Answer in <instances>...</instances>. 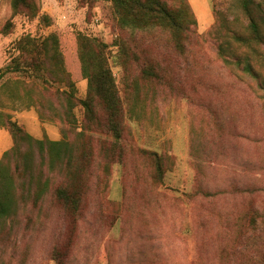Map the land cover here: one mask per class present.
I'll use <instances>...</instances> for the list:
<instances>
[{"label":"rangeland","instance_id":"374dc122","mask_svg":"<svg viewBox=\"0 0 264 264\" xmlns=\"http://www.w3.org/2000/svg\"><path fill=\"white\" fill-rule=\"evenodd\" d=\"M189 2L198 24L182 55L161 28L136 39L120 29L108 2L29 0L15 14L12 0H0V71L21 57L22 37L55 35L76 105L58 70L49 84L37 79H48L42 69L0 77V161L14 146L9 120L34 139L66 140L78 151L72 173L81 194L74 210L58 204L54 190L69 185V174L44 167L48 192L0 220V264H264V90L218 53L248 20L238 0ZM80 35L109 47L103 93L83 76ZM244 53L264 77V48ZM149 68L155 76L143 75ZM119 104L118 141L105 108Z\"/></svg>","mask_w":264,"mask_h":264},{"label":"trees","instance_id":"16d2710c","mask_svg":"<svg viewBox=\"0 0 264 264\" xmlns=\"http://www.w3.org/2000/svg\"><path fill=\"white\" fill-rule=\"evenodd\" d=\"M88 4L96 2H108L113 6L117 25L120 29L131 32L135 39L139 32L151 31L161 28L171 35L173 47L180 54H185L187 41L193 31L191 24L197 26L198 21L194 9L189 0H84ZM239 7L248 20L246 31H232L227 41L218 46L219 56L224 63L236 69L242 75H248L258 83L264 90V77L252 63L253 58L244 53V48H264V0H238ZM29 0H12V7L15 14L22 9H30ZM32 17H35L32 14ZM46 21L49 19L44 18ZM215 29L216 31V27ZM195 36V35H194ZM80 59L83 65V76L89 80L90 87L97 89L98 93L105 92L107 83L104 78L110 74L109 65L105 56L109 48L106 44L96 39H89L84 35L79 36ZM17 49L21 51L19 60L5 70L0 71V77L8 73H31L37 69L49 71L48 79L37 78L49 84L55 81L56 70L62 73L66 80L69 91L68 102L72 108L76 105L73 102L74 84L64 69V58L59 51V42L55 35L49 36L40 41L32 36H24L17 43ZM41 46V47H40ZM39 50L44 54L40 56ZM118 54L125 61L130 57V48L125 41H120ZM143 75L150 77L155 74L153 68L144 69ZM79 104L84 108L89 119L93 123L98 122L94 114V107L88 100H80ZM106 120L110 133L121 139V105L107 106L105 108ZM12 135L14 146L4 154L0 161V220H7L17 215L20 201L26 203L29 200L39 201L48 192L50 180L44 179V167L49 174H69V185L60 186L54 190V198L67 209H76L80 202L81 194L75 189V175L72 173V165L78 151L66 140L52 141L49 139L37 140L26 133L16 122L9 120L3 123ZM157 161L158 169L162 170L159 156L151 152ZM37 157V159H36ZM39 160L40 170L36 172L35 161ZM16 161L13 169L11 162ZM36 188L34 190L33 188ZM254 245L258 243L254 242ZM264 246V242H259ZM241 247V246H240ZM242 248V247H241Z\"/></svg>","mask_w":264,"mask_h":264},{"label":"crops","instance_id":"0c3cea01","mask_svg":"<svg viewBox=\"0 0 264 264\" xmlns=\"http://www.w3.org/2000/svg\"><path fill=\"white\" fill-rule=\"evenodd\" d=\"M195 12V11H194ZM196 14V13H195Z\"/></svg>","mask_w":264,"mask_h":264}]
</instances>
